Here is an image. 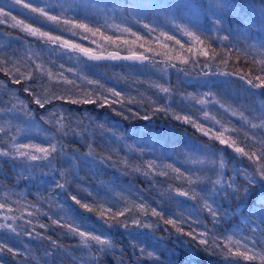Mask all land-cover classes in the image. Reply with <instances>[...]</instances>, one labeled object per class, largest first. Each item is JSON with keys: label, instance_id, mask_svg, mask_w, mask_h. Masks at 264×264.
I'll use <instances>...</instances> for the list:
<instances>
[{"label": "snow or ice", "instance_id": "1", "mask_svg": "<svg viewBox=\"0 0 264 264\" xmlns=\"http://www.w3.org/2000/svg\"><path fill=\"white\" fill-rule=\"evenodd\" d=\"M18 6L19 9L25 10L31 16V21L19 18L13 15V7ZM87 7L90 11L95 12V16L83 15V18L67 15L69 12H79ZM115 7V6H114ZM171 5H161L159 3L153 4L151 0H129L120 7L119 13L122 21L131 18L134 23H138L149 34L158 32L156 44L158 49H169L167 43H161L162 37L165 41H174L180 49L190 53L192 59L183 56L177 52L175 56L167 53H158L151 47H145L150 41L145 40L143 36L138 34L132 28L121 25H108L109 28H114L119 34L110 35L105 32L104 26H97L95 23L96 17L100 16L105 11H113L114 8L109 9L105 6L103 9L98 4L77 3L75 0H56L55 4L41 0V3L34 4L31 0H3V6H0V25L7 24L10 28L19 29L20 32L26 36L33 37L37 41L45 45L57 46L53 51L63 49L67 52L76 53L79 57H85L88 61H131L134 63L144 64L148 62L153 66H157L158 62L145 55L144 53L163 54L165 59L159 63L164 64L161 69L165 73L167 69L173 68L178 72L189 75L185 67H178L177 62L182 65L191 64L192 68L201 69L199 75H222V76H236L241 80L248 89V93L253 97L264 98V44L249 52L248 50L238 48H228L218 50L212 47V40L218 39L221 42L229 41L230 35L212 36L200 30L199 25L189 27L184 23H176L175 18L172 21V27L179 30L182 35L188 37L187 47L180 40L176 39L168 32L158 29L150 25V23L143 22V14L150 10H157L163 8L166 12L170 10ZM8 9V10H6ZM181 9L187 10L194 16H198L201 10L206 11L211 16V24L218 30H224V17L226 13H239V9L232 0H208L205 5L197 3V0H187L186 3L176 5V10L179 12ZM264 15V12H262ZM181 20L183 18L181 17ZM37 23H45L51 25L53 28L60 29L61 31H68L72 36L81 34V39L87 40L89 36L93 39L91 43L96 45V49L76 43L72 40L66 39L64 36L55 34L51 30H44L42 27L36 26ZM260 26L264 27V20L260 21ZM130 35L134 39H128ZM13 39L20 40V37H12ZM102 41L103 43H100ZM142 48L144 51L137 53L133 50L134 46ZM11 41L8 46L0 45V73L8 76L12 84L23 83L24 92L32 97L31 103L37 105L40 109H45L46 105L52 104L54 101H64L70 104H97L100 107L111 106L119 104L122 108L124 104L142 103L137 102L135 98H125L124 94L113 88H105L100 81L88 78L83 74L82 69L68 68L65 69L63 64L59 67L61 71L58 73L59 81L56 87L67 86L60 94H47L42 95L38 87L34 86L31 81H37L38 85H43L42 76L47 74L49 82L54 79L52 71L44 67L43 61L37 63V59L33 55L27 58L21 57L17 54L15 49L10 47ZM107 46L116 48V51H107ZM126 47L129 54L120 55L119 49ZM171 51V50H169ZM106 53V54H105ZM224 53L235 54L239 59L243 53L245 59L252 66V74H239L234 73H214L205 72L203 69L209 68V60H216ZM197 56L205 57L203 64L200 63ZM84 63V61H80ZM227 63V59L223 60ZM32 65L35 67L33 68ZM24 69L23 71L21 69ZM65 71L73 73L76 79H69L64 73ZM77 80L82 81V84H77ZM92 86L91 90L83 88V85ZM150 87L155 88L158 93L164 96V103H159V100L151 101L149 110L155 114L156 112H163L170 115L174 120L180 121L183 124L191 125L198 132H202L209 140L216 141L219 145L231 149L236 156L246 158L249 162L248 168L237 170L234 175H228V165L221 154L217 156L218 149L208 145H203L200 148L189 149V156L185 157L186 162H190L194 167L192 169L182 170L171 163L159 165L156 160H149L145 162L146 170L143 172L145 176L150 174L168 177L170 170L175 173V179L182 180L187 183V187H173L169 185L168 195L169 200H175L176 197H182L185 200L194 201L198 206L199 211L206 212L211 217L213 228L204 226L203 230H198L196 227H191L192 224H199L200 221L196 217H192L186 211H178L171 216H167L165 212L158 210L156 207H151L146 202L129 201L123 198V206L119 202L112 203L97 198L91 192L88 193L92 196V201L84 202L82 198L77 195H69V199L78 205L81 209L87 212L95 213L97 218L103 222L106 229L101 232H92L76 222L75 217L71 215L72 208L64 203L56 201L55 190L59 189L62 192L67 188V177L73 174V170L80 165L89 163V157L95 161V156L92 151V144L89 143V152L83 155H71L65 151L63 138L68 135L83 136L87 131V126L83 125V121H79L75 127H72L73 121L78 118L70 113L60 111L57 113L55 108L48 112L46 116H41L40 119L45 124L52 126L55 131L48 134L44 129L38 127L35 122L34 113L32 112L29 103L20 99L10 89L6 87L3 81H0V95H8L7 100H0V119H2L7 127L0 126V158L4 162H9L15 168H20L21 172H27V176L17 175L16 179H30L36 172L47 174L45 169H50L53 172H58L60 179L55 181L54 188H50L48 196L44 199L50 200L55 203L57 213L49 215L48 213L41 212L39 208L35 212L27 211V217L31 218L39 215H46L50 224L34 223L32 219H26L24 214L20 216L8 215L14 211L12 204L20 205V200L9 201L8 199L0 200V218L6 223H0V230H6L8 233L19 236L36 237L41 240H46L52 246L51 250L46 249L44 258H55L59 253L61 256H68L73 261L77 257L72 254L71 249H66L58 240L47 236L42 232L36 231V228L49 229L51 226H57L63 229V235L79 238V242L74 247L80 249L83 255L79 257L80 264H100V257L114 253L117 245L111 239L110 230L113 228L139 229L141 231L130 232L136 233L132 235L133 248L139 250L141 259H149L152 261H160L162 252L153 249L149 250L143 246L142 243H137L147 240L148 234L155 232L162 223L165 226V232H172L176 234L178 240L188 248L186 258L183 264H196L194 257L199 255L200 252L207 253L212 256H219L224 261H231L233 264H240L241 261L254 262L259 261L264 264V246L257 248L256 233L258 230L257 221L260 225H264V195H261L253 200V203L246 211L241 213L240 220L243 221L244 229L250 227L251 235L246 234L240 225H237L236 230L224 229L221 226L228 220V210L223 208L222 205L217 204V196L223 200H231L232 198L244 199L250 196V193L257 185L264 186V99H260L259 105L249 107L247 110L252 113L251 116L245 115L244 111H237L226 107L224 103L215 99L211 91L205 92L200 96L199 94H188V98L194 100L196 104L202 108L209 102L219 104V107L225 112L230 113L231 116L237 117L243 121L244 125H250V128L243 130V139L238 136L227 135L228 132L239 133L240 129L235 127L229 129L224 126L219 120L213 122L219 125L217 131H213L211 127L206 128L202 122H198L192 115L182 113V110L174 109L171 101L174 95V89L171 86H165L158 82H150ZM204 87L209 89L215 85ZM83 88V91L81 89ZM75 90V94L73 91ZM67 91V94H65ZM143 95V94H141ZM183 95V94H182ZM109 96L112 99H109ZM131 112L132 117L143 120H150L151 116H140L139 113L133 112L130 108L126 109ZM115 111V109H113ZM123 115V113H117ZM207 119L208 113L204 112ZM125 119L129 117L125 116ZM253 120L259 121L254 123ZM35 130V131H33ZM39 136L44 143L36 141ZM119 139V138H118ZM158 142V140H157ZM130 149L132 146H129ZM141 154L144 148H138ZM111 155L102 157L98 163L104 164L106 160H111ZM61 161L67 167L61 166ZM126 163V162H125ZM199 165L200 167H195ZM156 169H161L155 171ZM135 172H141V167L137 166L132 169ZM243 178V183H238L240 178ZM174 193V195H171ZM19 195L21 200L25 197L22 193H6L5 196ZM181 209L185 208L184 201H177ZM33 204H25V208L33 207ZM18 210V209H16ZM62 213V214H61ZM138 213V214H137ZM151 218H156L155 220ZM23 220V224H17V221ZM10 221V222H8ZM188 224L189 230L185 231L183 225ZM187 237L188 240H181L179 238ZM27 248V245H25ZM10 254L13 258L20 255V250L10 245L6 238H0V255ZM173 264L178 262L172 261ZM0 264H4L0 260ZM46 264V260H45Z\"/></svg>", "mask_w": 264, "mask_h": 264}, {"label": "trees", "instance_id": "2", "mask_svg": "<svg viewBox=\"0 0 264 264\" xmlns=\"http://www.w3.org/2000/svg\"><path fill=\"white\" fill-rule=\"evenodd\" d=\"M10 2V0H9ZM34 4L41 3V0H31ZM45 2L55 4L56 0H45ZM77 3L87 4L89 0H75ZM129 0H91V3L98 4L103 9L105 6L113 11H105L100 16L96 17L95 23L97 26L103 25L104 31L110 35H118L119 33L114 28H109L108 25L119 24L121 27L127 26L132 28L138 34L143 36L145 40L150 41L145 47H151L158 53H167L175 56L177 52L181 55L192 59L190 53L180 49L174 41H165L160 38L161 43H167L169 49H158L156 38L158 32L149 34L140 24L134 23L131 18L122 21L120 18L119 9ZM153 4L159 3L161 5H171L172 7L168 12L163 8L157 10H150L143 14V22L150 23L151 26L162 29L168 34L173 35L176 39L187 47L188 37L181 34V32L172 27V21L175 18L176 23H184L189 27L194 24L199 25L200 30L208 35L223 36L230 35L229 41L221 42L218 39L212 40V47L218 50H223L226 46L228 48H238L241 50H248L254 52L255 49L260 48L264 44V27L260 26V21L264 20V0H232L237 5L239 13H226L224 17V30H218L211 24V16L204 10L199 12L198 16H194L187 10L181 9L179 12L176 10V5L186 3L187 0H151ZM197 3L207 4L208 0H197ZM0 6H3V0H0ZM115 6V7H114ZM8 10V9H6ZM13 15L19 18L31 21V16L25 10L19 9L18 6L13 7ZM95 16L94 11H90L87 7L79 12H69L67 15L83 18V15ZM181 17L183 20H181ZM36 26L42 27L44 30H51L55 34L64 36L66 39L80 43L84 46L96 49V45L91 43L92 37L89 39H81V34L72 36L68 31H61L60 29L53 28L49 24L37 23ZM20 37V40L13 39L12 37ZM128 39H134L130 35ZM11 41V49H15L17 54L21 57L27 58L29 55L34 54L37 63L43 61L44 67L52 71L54 79L49 82L47 74H43V85H38L37 81L33 80L31 83L38 87L42 95L47 94H60L67 86L56 87L59 81L58 73L61 71L59 65L63 64L65 69L79 68L82 69L84 75L88 78L100 81L105 88H113L124 94L125 98H135L137 102L133 104H124L122 108L119 104L111 106L100 107L97 104H70L64 101H54L50 105H46L45 109H40L37 105L31 103L32 97L24 92V84H12L8 76L0 73V81H3L8 89H10L20 99L29 103V106L34 113L35 122L38 127L44 129L48 134H51L55 129L45 124L40 119L41 116H46L53 108L59 113L64 111L77 117L73 121L72 127H75L79 121H83V125L87 126V131L83 136L68 135L63 138L65 151L69 156L83 155L89 152V143L92 144V151L95 156V161L89 157V163L80 165L73 170V174L67 177V188L65 191L59 189L55 190V199L59 203H64L72 208L71 215L75 217L76 222L82 224L84 228L92 232H101L106 229V226L101 220L97 218L95 213H90L75 205L70 199L69 195H77L82 198L84 202H91L92 196L88 193L91 192L94 196L105 201L112 203L119 202L123 206V198L129 201L146 202L151 207H156L171 216L178 211H186L192 217L199 219L200 223L192 224L191 227H196L198 230H203L204 226L213 228L211 217L206 212L199 211L198 206L194 201L185 200L182 197H176L175 200H169L168 193L169 185L173 187H187V183L182 180L175 179L176 174L169 171L168 177L150 174L145 176L143 172L146 170L145 162L149 160H156L157 164L163 165L171 163L176 167L184 169H192L194 166L190 162H186L185 157L189 156V149L200 148L203 145H208L213 150L218 149L217 156L223 155L228 165V175H234L237 170L248 168L249 162L246 158L236 156L231 149L219 145L218 142L209 140L202 132H198L191 125L183 124L180 121L174 120L170 115L163 112H156L153 114L149 110L151 101L159 100V103H164V96L158 93L155 88L150 87V82H158L165 86H171L174 89L173 99L171 105L174 109L182 110V113L192 115L198 122H202L206 128L211 127L213 131L220 130L219 125H215V120L221 121L226 128L240 129L239 133L228 132L227 135L238 136L243 139V130L250 128V125L245 126L243 121L237 117H233L230 113L225 112L219 107V104L209 101L203 108L201 105L196 104L194 100L188 98V94H199L211 91L215 99L224 103L226 107L231 106L232 109L237 111H244L245 115L251 116L252 113L247 109L259 105L261 97H253L248 93L247 86L239 80L236 76H222V75H199L201 69L192 68L191 64L182 65L177 62L178 67H185L189 75L178 72L173 68H168L165 73L161 69L164 68L163 63H159L165 59L163 54L144 53L158 62L157 66L145 62L144 64L134 63L131 61H88L85 57H78V54L67 52L63 49L53 51L57 46L45 45L37 41L33 37L26 36L20 32L19 29L10 28L7 24L0 25V45L8 46ZM103 43L102 41H99ZM137 46L133 47L137 53L144 50ZM98 50V49H96ZM117 49L112 46H107V51H116ZM171 50V51H169ZM120 55L124 56L129 54L126 47L119 49ZM106 54V53H105ZM196 59L201 64L205 61V57L197 56ZM227 59V63L223 60ZM80 61H84L81 63ZM210 69L205 68V72L214 73H234L239 74H252V66L245 59L243 53L239 59L235 54L224 53L216 60H209ZM34 68L35 66L32 65ZM24 70L23 68L21 69ZM69 79H76L71 72L65 71L64 73ZM82 81L77 80V84H82ZM215 85V87H204ZM83 88L91 90L92 86L83 85ZM83 88L81 91H83ZM75 94V90H72ZM67 94V91H65ZM143 94V95H141ZM183 94V95H182ZM8 95H0V100H7ZM109 99L112 97L109 96ZM131 109L133 112L139 113L140 116L149 115L150 120H143L132 117L131 112L126 109ZM115 109V111H113ZM207 111L208 118L204 116ZM117 113H123L118 115ZM127 116L129 119H125ZM254 123L259 121L253 120ZM0 126L7 127V124L0 119ZM35 131V130H33ZM2 135V134H0ZM119 138V139H118ZM158 140V142H157ZM36 141L44 143L39 136ZM129 146H132L131 149ZM138 148H144L141 154L137 151ZM111 155V160H106L104 164H99L98 161L102 157ZM126 162V163H125ZM61 166L67 167L63 161L60 162ZM141 167V172H135L132 169ZM195 167H200L196 165ZM161 169H156L159 171ZM45 174L36 172L30 179H16L17 175L27 176V172H21L20 168H15L9 162H4L0 158V200L8 199L9 201L20 200V205L12 204L14 211L7 213L8 215L20 216L24 214L26 219H32L34 223L50 224L46 215H37L34 217H27V211L35 212L37 208L41 212L48 213L49 215L57 213L55 203L50 200L44 199L48 196L50 188H54L55 181L60 179L58 172H53L50 169L44 170ZM238 183H243V178L238 180ZM22 193L25 197L21 200L19 195L5 196L6 193ZM174 195V193H171ZM261 195H264V186L257 185L250 193V196L244 199L232 198L231 200H221L219 196L216 202L222 205L223 208L228 210V220L221 226V230L229 229L236 230L237 225L246 233L251 235L250 227L244 229L243 221L240 220L241 213L246 211L251 206L253 200ZM177 201H184L185 208L181 209ZM33 204L31 208H25V204ZM18 209V210H16ZM62 214V213H61ZM138 214V213H137ZM155 220L156 218H151ZM10 222V221H8ZM0 223H6L0 218ZM258 225L256 240L260 241L256 247L261 248L264 246V225ZM17 224H23V220L17 221ZM165 226L162 223L159 228L155 230L154 234L149 233L148 239L137 243H142L144 247L149 250L156 249L162 252L160 261H152L149 259H141L139 250L132 247V235L141 231L139 229L113 228L110 230L111 239L116 243L117 248L114 253L100 257V264H173L172 261L183 264L186 258L188 248L178 240V237L172 232H165ZM185 231L189 230V225H183ZM36 231L42 232L53 239L58 240L66 249H71L72 254L77 257L73 261L68 256H61L59 253L55 258H44L46 249L51 250L52 246L46 240H41L36 237L19 236L8 233L6 230H0V238H6L7 242L20 250V255L13 258L10 254L0 255V260L4 264H80L79 257L83 255L80 249L74 246L78 244L79 238L63 235L64 230L57 226H51L49 229L36 228ZM181 240H188L187 237L179 238ZM27 245V248L25 247ZM196 264H233L231 261H224L219 256H212L204 252L194 257ZM240 264H249V262L241 261ZM254 264H260L259 261Z\"/></svg>", "mask_w": 264, "mask_h": 264}, {"label": "water", "instance_id": "3", "mask_svg": "<svg viewBox=\"0 0 264 264\" xmlns=\"http://www.w3.org/2000/svg\"><path fill=\"white\" fill-rule=\"evenodd\" d=\"M128 55V54H127Z\"/></svg>", "mask_w": 264, "mask_h": 264}]
</instances>
